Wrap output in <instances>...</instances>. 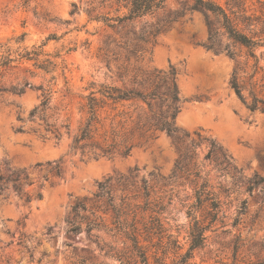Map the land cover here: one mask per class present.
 <instances>
[{
  "label": "rangeland",
  "instance_id": "374dc122",
  "mask_svg": "<svg viewBox=\"0 0 264 264\" xmlns=\"http://www.w3.org/2000/svg\"><path fill=\"white\" fill-rule=\"evenodd\" d=\"M91 1L0 0V54L6 49L5 44L10 46L12 58H16L17 48L45 42L44 52L56 56L51 59L57 63L56 70L50 73L18 59L0 66V169H25L34 180L28 188L41 185L43 193L42 199L29 203L11 190L0 196V264H138L132 242L124 233L131 228L147 250L151 264L153 252L165 256L171 264L189 249L188 231L193 217L208 222L206 207L189 214L195 200L193 176L178 170L180 150L165 133L142 140L126 157H94L72 148V135L86 116L83 96L89 82L111 81L112 74L97 57L98 47L106 35L119 38L113 29L89 20L84 9L98 5V0ZM73 3L81 9L71 14ZM165 4L153 17L145 18L148 24L166 23L168 27L155 42L146 44L139 64L147 68H176L182 99L176 126L192 138L198 133L212 139L231 156L240 171L238 182L230 174L222 176L204 158L205 144L192 148L193 160L202 176L206 173L215 191L225 185L230 194L222 198L224 203L217 219L204 232V244L192 250L188 263L264 262V196L257 188L246 190L248 179L255 174L264 176V113L250 111L229 83L237 62L241 66L244 61L243 49L231 46L240 54L237 61L224 52L206 49L202 45L208 36L206 16L190 11V1L166 0ZM182 10L184 15L171 21L174 13ZM100 11L106 12L107 8ZM143 22L127 24L120 32L137 31L145 26ZM221 42L228 40L223 36ZM252 62L250 59L249 64ZM259 65L264 68V55ZM245 70L251 71L249 67ZM246 74L239 70L236 76L249 101ZM25 81L33 87H25L22 94L10 91L12 85L22 86ZM40 84L51 88L52 104L59 109L60 119H67L70 124V134H63L58 142L41 138L39 133L43 130L38 121L27 119L29 111L41 100L42 92L36 89ZM255 93L264 99V87L256 88ZM18 116L23 120H18ZM19 127L23 129L18 131ZM55 161L60 163L59 175L51 171ZM38 163L42 165L37 166ZM107 178H111L109 191L114 204H122L124 197V202L137 204L120 230L112 223V211L107 209L104 198L95 196L98 183ZM243 200L246 210L238 214ZM77 202L85 203L90 210L98 205L101 225L87 232L81 218L76 221L78 229L71 231V208ZM81 214L90 215L89 211Z\"/></svg>",
  "mask_w": 264,
  "mask_h": 264
},
{
  "label": "trees",
  "instance_id": "16d2710c",
  "mask_svg": "<svg viewBox=\"0 0 264 264\" xmlns=\"http://www.w3.org/2000/svg\"><path fill=\"white\" fill-rule=\"evenodd\" d=\"M95 0H92L93 3ZM189 2L190 11H199L206 16L207 40L202 45L215 53L224 52L225 55L237 61V54L231 46H238L243 49L244 61L234 70L229 81L231 88L238 98L245 103L250 111L260 110L264 113V99L257 96L255 89L264 87V68L259 65L264 55V1L263 0H183ZM166 0H98V5L85 8L84 12L89 20L101 22L105 27L113 29L119 38L113 35H106L98 47L97 57L105 63L107 71L112 75L111 81L91 80L87 86L88 92L83 96L85 102V118L78 127L76 133L72 135L71 146L79 149L82 153L89 152L94 157L104 156L113 158L114 156L126 157L134 146L140 145L142 140H147L155 136L158 132H163L169 136L180 150L178 160V170H182L193 176L191 182L194 183V202L190 204L189 214L197 211L201 207H206L209 216L208 222L200 221L193 217V225L190 226L188 236L190 239L189 249L180 258L171 264H189L192 257V250L202 246L206 240L204 232L217 219L218 213L224 203L222 198L228 197L229 188L220 185L215 191L209 184L206 173L202 176L201 170L193 160L192 148L205 144L207 151L205 159L213 165V169L221 172V175L230 174L232 180L240 181V171L233 164L229 154L217 147L214 141L207 137L196 134L192 138L190 133L179 129L175 120L180 112L182 102L180 92L176 82V68L169 66L168 69L147 68L139 64V59L146 52V44L155 42L157 36L165 31L168 24H148L146 17H153L154 14L165 8ZM185 4V3H184ZM107 8L106 12L100 9ZM81 9L76 3L72 4L71 14ZM184 11L175 12L172 20L183 16ZM211 18H210V17ZM145 26L133 32L121 33V28L130 23L143 21ZM168 23V22H167ZM225 37L228 42L222 44L221 38ZM49 37L47 38V40ZM19 40H16L18 42ZM45 42L31 48H17V57L12 58V51L9 45L5 44V50L0 54V66H7L14 59L32 62L34 68L44 73L54 72L57 63L51 59L50 54L44 52ZM259 51V53H257ZM133 59V60H132ZM250 59L253 60L249 64ZM250 68V72L245 69ZM247 73L249 81L250 100L246 101L242 94L244 86L242 81H238L237 71ZM261 73L260 77L256 74ZM51 79H55L54 76ZM32 88L33 85L25 81L22 86L10 87L14 94H22L25 87ZM41 90V100L28 113L29 121H38L43 132L39 136L43 139L52 138L58 142L63 134H70V124L67 119H60L59 109L52 104V90L45 88L43 84L36 86ZM18 120H23L18 116ZM23 128L19 127L18 131ZM35 132L37 130H34ZM42 164L38 163L37 166ZM50 165V162H47ZM56 175L60 174V163L54 162L51 168ZM50 172V171H49ZM47 175H45V179ZM111 178H107L98 183V199L104 198L107 209L112 211V223L120 230L126 223L127 216L134 213V208L130 203L124 202L120 205L113 203L110 195L109 183ZM34 184L25 169H0V196L5 190H11L15 195L29 203L32 200H40L43 197L41 185L30 190L28 187ZM257 188L264 196V176L255 174L247 180L246 190L252 192ZM146 190V186L144 188ZM98 205H94L92 210L82 202L72 205V221L70 230L76 231L77 219H84L86 231L101 225L102 216L97 212ZM106 209V210H107ZM105 210V211H106ZM246 210V200L241 201L238 214ZM89 211L90 215L81 214ZM103 211V213H106ZM134 216V215H133ZM120 217L123 220L120 221ZM134 228L130 232H124L125 236L132 242L133 249L139 258L138 264H151L147 250L139 244ZM154 264H168L165 256H158L156 252L151 254ZM137 264V262L135 263ZM256 264H264L259 262Z\"/></svg>",
  "mask_w": 264,
  "mask_h": 264
}]
</instances>
